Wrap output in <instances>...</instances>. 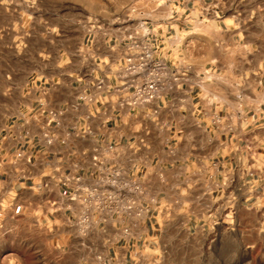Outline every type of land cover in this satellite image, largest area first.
Masks as SVG:
<instances>
[{
	"label": "crops",
	"instance_id": "0c3cea01",
	"mask_svg": "<svg viewBox=\"0 0 264 264\" xmlns=\"http://www.w3.org/2000/svg\"><path fill=\"white\" fill-rule=\"evenodd\" d=\"M140 1L155 56L186 76L148 104L121 106L126 38L103 29L78 62L28 80L0 131V264H138L162 256L163 226L206 231L223 212L238 225L244 210L257 229L264 218V0ZM104 143L119 144L149 211L83 228L61 178L89 171ZM252 240L264 247L255 231Z\"/></svg>",
	"mask_w": 264,
	"mask_h": 264
},
{
	"label": "rangeland",
	"instance_id": "374dc122",
	"mask_svg": "<svg viewBox=\"0 0 264 264\" xmlns=\"http://www.w3.org/2000/svg\"><path fill=\"white\" fill-rule=\"evenodd\" d=\"M146 3L149 0H142ZM140 0H0V131L16 112L28 80L36 73L79 61L91 32L109 29L117 35L143 31ZM240 211L238 225L221 213L213 228L187 232L163 226L164 250L156 259L138 264H264L263 245L252 246V232L264 240V218L257 229ZM175 218L172 213L164 219ZM257 249V252H253Z\"/></svg>",
	"mask_w": 264,
	"mask_h": 264
},
{
	"label": "built area",
	"instance_id": "2783aa9c",
	"mask_svg": "<svg viewBox=\"0 0 264 264\" xmlns=\"http://www.w3.org/2000/svg\"><path fill=\"white\" fill-rule=\"evenodd\" d=\"M143 26V22L140 25ZM147 27L139 32L134 30L123 37L126 39L125 54L117 69L118 103L121 106L137 107L158 98L162 90L171 91L187 74V69L170 67L154 54L147 40ZM101 87V82L97 84ZM55 115V112L49 111ZM44 144H51L47 133L43 134ZM118 143H104L96 146L90 155V169L84 172H67L61 183L68 189L67 199L76 202L80 211L76 223L86 228L91 221L106 222L118 220L121 223L141 219L149 211V203L142 181L129 175L119 165ZM21 156V152L17 153ZM90 179L91 183L86 181ZM128 225L123 226V233Z\"/></svg>",
	"mask_w": 264,
	"mask_h": 264
}]
</instances>
